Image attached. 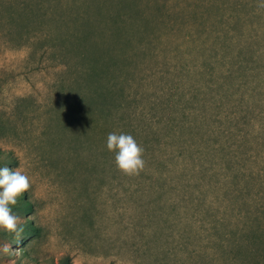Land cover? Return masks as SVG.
Masks as SVG:
<instances>
[{
    "label": "rangeland",
    "instance_id": "rangeland-1",
    "mask_svg": "<svg viewBox=\"0 0 264 264\" xmlns=\"http://www.w3.org/2000/svg\"><path fill=\"white\" fill-rule=\"evenodd\" d=\"M68 1L0 0V169L30 178L13 213L36 227L0 230V264H247L226 239L263 221L264 0H159L157 39L121 76L135 177L67 107Z\"/></svg>",
    "mask_w": 264,
    "mask_h": 264
},
{
    "label": "trees",
    "instance_id": "trees-1",
    "mask_svg": "<svg viewBox=\"0 0 264 264\" xmlns=\"http://www.w3.org/2000/svg\"><path fill=\"white\" fill-rule=\"evenodd\" d=\"M146 1L149 3L150 13L143 12L140 8L135 10L137 1L131 4L129 0H69V14L60 19L67 25L68 52L74 56L66 62V73L70 77L67 107L73 117L82 116L90 128L102 133L114 132L112 127L117 122L121 127L117 134H130L134 130L132 123L127 121L130 113L129 116H124L129 111L120 103L125 100V97H121V92L127 79L129 80L127 75L132 74L137 63L149 54L153 39H157L153 36L152 29L158 20L160 23L162 16L159 0ZM104 9L109 11L108 15L104 14ZM104 20H107L105 25ZM150 37L153 39L150 40ZM122 75L127 79H122ZM121 79L126 83L117 86ZM4 159L12 160V157L6 154ZM15 207L30 209L23 197ZM259 214H263V221H258V229L254 227L248 233L244 232V240L226 239L229 247H237L236 250H231L237 258L252 259L245 262L247 264H264V205ZM22 226L24 234L36 231V227L30 222L24 221ZM257 242L258 247L253 246ZM243 246L252 247L247 250ZM226 252H229L227 248L224 253ZM257 253L258 261L255 260ZM58 264L69 263L61 258Z\"/></svg>",
    "mask_w": 264,
    "mask_h": 264
},
{
    "label": "clouds",
    "instance_id": "clouds-1",
    "mask_svg": "<svg viewBox=\"0 0 264 264\" xmlns=\"http://www.w3.org/2000/svg\"><path fill=\"white\" fill-rule=\"evenodd\" d=\"M257 6L264 8V3ZM106 147L114 154L115 165L123 175L135 177L144 170V150L132 135L109 133ZM30 188V178L20 168L14 171L0 169V230L14 234L17 239L23 234L24 228L20 218L13 213V208Z\"/></svg>",
    "mask_w": 264,
    "mask_h": 264
}]
</instances>
